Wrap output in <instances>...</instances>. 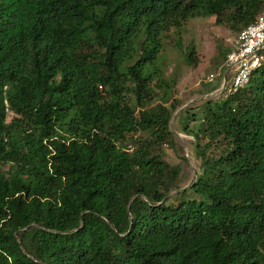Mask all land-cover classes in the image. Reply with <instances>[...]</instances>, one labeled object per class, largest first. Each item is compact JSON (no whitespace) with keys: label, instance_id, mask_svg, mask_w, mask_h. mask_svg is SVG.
<instances>
[{"label":"trees","instance_id":"16d2710c","mask_svg":"<svg viewBox=\"0 0 264 264\" xmlns=\"http://www.w3.org/2000/svg\"><path fill=\"white\" fill-rule=\"evenodd\" d=\"M262 4L0 0V264H264V62L190 112L199 170L171 199L160 59L189 18L238 34Z\"/></svg>","mask_w":264,"mask_h":264},{"label":"rangeland","instance_id":"374dc122","mask_svg":"<svg viewBox=\"0 0 264 264\" xmlns=\"http://www.w3.org/2000/svg\"><path fill=\"white\" fill-rule=\"evenodd\" d=\"M236 38L237 31L227 25L216 24L214 16H197L185 21L179 36L170 30L164 40L160 59L165 76L174 81L171 98L165 102L168 104L174 99L177 108L169 120L174 145H162L163 157L170 164L180 165L176 182L179 188L175 190L171 185L168 186L171 199L191 185L199 170V159L195 152L196 139L191 132L196 129V124L189 114L199 110L206 100L223 96L221 77L217 76L211 81L208 78L211 73L221 72ZM187 50H193L191 63L185 58ZM130 102L134 103L132 98ZM204 141L203 137L199 139L200 144ZM188 194L194 196L192 191H188ZM186 195L181 194L179 197Z\"/></svg>","mask_w":264,"mask_h":264},{"label":"built area","instance_id":"2783aa9c","mask_svg":"<svg viewBox=\"0 0 264 264\" xmlns=\"http://www.w3.org/2000/svg\"><path fill=\"white\" fill-rule=\"evenodd\" d=\"M263 62L264 0L254 22L243 27L238 32L234 47L227 54L221 72L217 74L211 73L208 79L211 81L220 76L222 88L229 92H234L247 83L251 71Z\"/></svg>","mask_w":264,"mask_h":264}]
</instances>
